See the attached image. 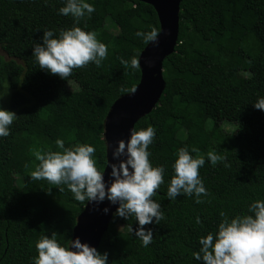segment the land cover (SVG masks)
Here are the masks:
<instances>
[{
    "label": "trees",
    "instance_id": "obj_1",
    "mask_svg": "<svg viewBox=\"0 0 264 264\" xmlns=\"http://www.w3.org/2000/svg\"><path fill=\"white\" fill-rule=\"evenodd\" d=\"M86 2L95 11L77 26L96 32L108 54L99 66L75 68L62 80L40 70L31 54L43 30L56 35L73 26L70 15L58 14L64 0H0V93L10 90L7 108L17 116L9 136L0 137V264H33L36 241L53 231L62 245L71 240L85 203L75 201L66 186L61 192L62 186L30 178L38 163L32 149L56 151L57 138L65 147L87 143L95 147L96 166L103 171L105 116L127 94L120 89L135 88L140 78L139 68L121 58L130 61L145 47L135 36L138 30L159 28L146 3ZM107 22L114 31L106 29ZM163 78L156 107L134 128L156 130L148 151L153 166L165 168L153 197L164 219L143 226L153 237L142 247L128 230L132 225L134 232L136 222L113 214L97 248L108 253V264H201L192 253L199 250L200 237L216 231L220 214H250L248 205L264 200V111L252 106L264 97V0H180L177 44L163 61ZM222 122L234 127L230 144L217 142ZM181 147L205 157L199 175L210 195L199 204L194 196L166 197ZM208 152L221 159L211 164Z\"/></svg>",
    "mask_w": 264,
    "mask_h": 264
},
{
    "label": "clouds",
    "instance_id": "obj_2",
    "mask_svg": "<svg viewBox=\"0 0 264 264\" xmlns=\"http://www.w3.org/2000/svg\"><path fill=\"white\" fill-rule=\"evenodd\" d=\"M58 14L71 16L73 26L61 29L54 35V30H43L39 43H34L32 56L39 69L50 75H56L62 80L68 78L73 69L82 68L89 63L99 66L107 56V46L97 39L94 31H85L77 26L80 19L90 16L94 5L86 0H64ZM148 31H137L135 36L144 44L155 43L160 34L158 27L149 26ZM121 63L132 69L139 67V59L133 56L130 61L121 58ZM134 92L135 89L121 88V93ZM5 92L0 93L3 97ZM255 109L264 111V97H258L252 103ZM17 118L12 111L0 108V137L10 134V125ZM156 130L149 125L146 128H131L130 136L117 141L112 150L111 162L106 159L105 168H110L108 179L104 171H100L93 156L95 147L84 143L65 147L61 138L55 140L58 150L32 149L35 157L34 170L30 173L33 180H46L50 184L64 187L71 192L75 201L99 205L107 200L112 205H118L114 216L136 222L133 232L132 225L128 230L147 247L153 237L151 229H145L147 224H158L164 219L161 204L153 199L157 190L164 183L163 165L153 166L149 157L148 147L153 143ZM108 145L105 150L107 156ZM192 152H198L193 148ZM171 164L172 176L167 185L166 197L176 200L178 195L194 196L196 203L210 194L199 175V169L205 164L204 156H192L187 147L179 148ZM208 161L215 164L221 159L214 152L207 153ZM225 164V167H228ZM105 214L109 209L102 210ZM248 213L235 215L232 218L220 215L215 232H209L199 238V250L192 257L201 264H264V200H255L248 205ZM200 217L195 223L200 224ZM37 255L32 258L33 264H108V253H100L95 247L81 243L77 237L62 245L57 239V233L42 235L35 243Z\"/></svg>",
    "mask_w": 264,
    "mask_h": 264
},
{
    "label": "water",
    "instance_id": "obj_3",
    "mask_svg": "<svg viewBox=\"0 0 264 264\" xmlns=\"http://www.w3.org/2000/svg\"><path fill=\"white\" fill-rule=\"evenodd\" d=\"M137 1L153 7L160 34L157 41L146 44L138 56L140 78L134 88L135 91L117 98L105 116L103 140L104 146L106 143L108 145L105 159L108 158L110 163L116 162L112 161L111 152L117 146V141L123 139L127 142L130 129L156 107L165 87L163 61L174 52L177 44L180 0ZM109 172L110 168L106 167L105 180L109 178ZM117 206L107 200L99 205L85 203L76 217L71 240L78 237L81 243H87L97 249ZM105 207L109 209L107 214L102 211Z\"/></svg>",
    "mask_w": 264,
    "mask_h": 264
},
{
    "label": "rangeland",
    "instance_id": "obj_4",
    "mask_svg": "<svg viewBox=\"0 0 264 264\" xmlns=\"http://www.w3.org/2000/svg\"><path fill=\"white\" fill-rule=\"evenodd\" d=\"M106 29L110 30V31H114V28H112L111 26V23L110 22H107L106 24ZM0 54L1 55H4L3 54V51L0 49ZM68 88L70 90H75L76 89V86L73 84V83H68ZM3 92H5V94L3 95V97H0V108H3V109H6L8 111H10L8 108H7V100H8V96L10 94V90L9 89H5ZM2 92V93H3ZM219 140L217 142H223L224 145L226 144H230V142L232 141L233 137H234V127L230 124H227V123H220L219 125ZM215 144V142H214Z\"/></svg>",
    "mask_w": 264,
    "mask_h": 264
}]
</instances>
